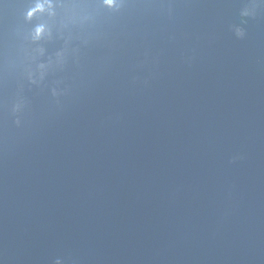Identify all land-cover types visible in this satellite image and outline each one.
<instances>
[{"label":"water","instance_id":"95a60500","mask_svg":"<svg viewBox=\"0 0 264 264\" xmlns=\"http://www.w3.org/2000/svg\"><path fill=\"white\" fill-rule=\"evenodd\" d=\"M0 264H264V0H0Z\"/></svg>","mask_w":264,"mask_h":264}]
</instances>
